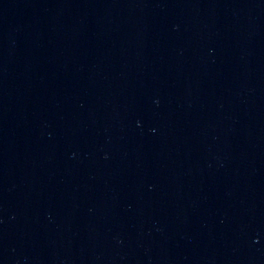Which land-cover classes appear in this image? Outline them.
<instances>
[{
    "label": "water",
    "instance_id": "1",
    "mask_svg": "<svg viewBox=\"0 0 264 264\" xmlns=\"http://www.w3.org/2000/svg\"><path fill=\"white\" fill-rule=\"evenodd\" d=\"M0 264H264V0H0Z\"/></svg>",
    "mask_w": 264,
    "mask_h": 264
}]
</instances>
